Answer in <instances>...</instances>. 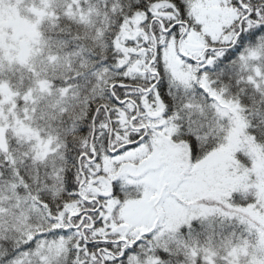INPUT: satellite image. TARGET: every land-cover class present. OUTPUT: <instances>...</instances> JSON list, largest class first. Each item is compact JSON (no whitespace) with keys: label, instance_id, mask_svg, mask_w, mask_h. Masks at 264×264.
Wrapping results in <instances>:
<instances>
[{"label":"snow or ice","instance_id":"snow-or-ice-1","mask_svg":"<svg viewBox=\"0 0 264 264\" xmlns=\"http://www.w3.org/2000/svg\"><path fill=\"white\" fill-rule=\"evenodd\" d=\"M0 264H264V0H0Z\"/></svg>","mask_w":264,"mask_h":264}]
</instances>
